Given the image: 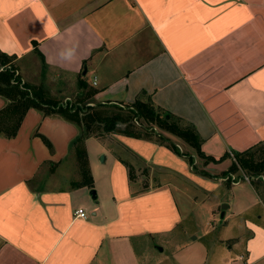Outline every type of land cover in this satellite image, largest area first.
Masks as SVG:
<instances>
[{"label":"crops","instance_id":"crops-1","mask_svg":"<svg viewBox=\"0 0 264 264\" xmlns=\"http://www.w3.org/2000/svg\"><path fill=\"white\" fill-rule=\"evenodd\" d=\"M0 50L29 60L16 72L47 97L57 86L76 105L90 89L85 106L151 101L192 124L214 159L264 142V0H0ZM7 103L0 95V110ZM79 132L37 108L13 137L0 131V264H170L159 243L188 257L175 264H264V201L249 177L223 175L231 158L208 162L205 175L164 144L90 136V187L79 185ZM119 149L144 164L149 186L132 190ZM185 180L198 207L215 192L211 213L227 207L218 223L176 237L191 211L177 199Z\"/></svg>","mask_w":264,"mask_h":264},{"label":"trees","instance_id":"trees-1","mask_svg":"<svg viewBox=\"0 0 264 264\" xmlns=\"http://www.w3.org/2000/svg\"><path fill=\"white\" fill-rule=\"evenodd\" d=\"M15 56L9 55L0 50V95L8 99L7 105L0 110V131H3L7 137H13L16 134L18 126L29 108H37L45 114L58 113L69 121L74 122L80 128L79 134L72 141V148L78 158L82 180L79 185H88L92 187L93 181L90 175L87 155L84 148V140L90 136H100L104 133H119L126 136L150 139L153 135L145 128H136L130 122L131 118L143 119L148 122H154L162 129L174 134L182 139L197 155L207 162H219L226 158L232 161L223 172V175L241 171L242 175L250 178L251 184L254 186L258 195L264 197V142H259L243 151H231V154L225 153L221 158L214 159L206 156L200 148V137L190 123H183L179 118L171 114H165L158 111L149 100L136 99L132 104H128L125 112L122 108L115 105L114 112L107 114L106 108L108 104L95 105H76L77 103H61L51 97H47L41 87H34L22 82L16 73ZM95 93L94 89L87 90V97ZM124 126H121V125ZM157 134V141L164 144L174 153L185 156L192 166L194 159L190 154L179 150L168 137ZM194 167V166H193ZM129 171V170H128ZM201 173L209 175L202 171ZM131 179V175H129ZM227 181L231 182L229 177Z\"/></svg>","mask_w":264,"mask_h":264},{"label":"rangeland","instance_id":"rangeland-1","mask_svg":"<svg viewBox=\"0 0 264 264\" xmlns=\"http://www.w3.org/2000/svg\"><path fill=\"white\" fill-rule=\"evenodd\" d=\"M25 62H29V60L23 59V60H21V63L18 60L17 61L15 60V61H13V65H15V67L17 69H19V70H21L24 66L30 70L31 67H29V64L28 65L25 64ZM17 74H19V73H17ZM41 80H42V78H40V81L38 82V84L42 82ZM21 81H22V79H21ZM26 83L28 85H31V83L29 81H27ZM32 86L37 87V85H32ZM72 86L71 87H70V85L66 86L68 88H67V90H65V95L68 94L69 91L74 88ZM56 88H57V86H56ZM56 88L53 87L52 90H50L51 91V95L54 94V95L51 96V98H53V99L55 98V100H59L62 103L65 102L66 100H64V98H62L61 96H58V94L56 93L57 92ZM84 92H86V91L84 90ZM69 95H70V100L75 102L76 96L74 95V93H69ZM79 101H81V103L83 105L85 100H83V101L79 100ZM113 105H115V104L108 105L109 107H107L106 111H105L107 114H110L111 112H114V110L116 108L115 107H110V106H113ZM115 106L122 108V110H123L122 112L126 113L125 109H124L126 107H122L120 105H115ZM130 122L136 128H140L141 126H143L142 128H145L148 132H152L153 135L150 136L149 141L161 144V143H159V141L156 140L157 139V134L156 133H158V134H161V135L165 136L166 138L168 137L169 139H171L172 142L174 144H176L177 148L179 150H181L182 152L187 153V154H192L194 152L193 153L194 154V156H193V159H194V165H193L194 166V170L199 172V171H204V169H206L205 165L208 162L206 163L202 157L198 156L196 151L193 150L188 144L186 145L185 142H183L181 144L180 142H181L182 139L176 138L177 136H175L174 134L168 132L165 129H162L160 126H158L154 122H148L146 120L136 119V118H131ZM121 126H124V125L122 124ZM111 133H113V132L104 133L103 137H109ZM114 134L119 135V133H114ZM175 138H176V140L180 139V142L178 141L179 143L178 142L176 143L174 141ZM142 139H144V138H142ZM146 140H148V139H146ZM91 148L93 149V147H91ZM117 152H118V155L122 154V157H124V160L130 164V165H128V169H129V173L131 175V179L130 180H131L132 190L134 192H138L141 189H144L147 186H149V184H148V178H149L148 176L149 175H148L147 168H144V164H139L138 162H134L133 163L134 166H133V164H132L133 157L128 156V154H126V152L123 151L122 149H119ZM101 155H103V154H100L98 156V160H100V161H101V159H100ZM230 161H232V159ZM226 162L221 164V165H226L227 164ZM76 165H77V168L80 167L79 161L76 162ZM106 166H107V164L106 165L103 164L101 167L102 168H106ZM219 170H220V167L219 168L217 167L216 172L219 173ZM239 172H241V171L235 172L233 174V176L237 175ZM140 174L143 176L142 178L140 177ZM181 184H182V187H184L185 189L189 190V193H184V194L177 193V199L179 201V206L182 209H184V207H185V208L189 209V211L191 209V211L188 212L189 214L187 213L184 216V218L182 217V223L171 234H173V236L175 235L176 237H180L182 235L181 231L186 229V228L190 229V230L205 229V227L209 226V225H205V223H208V224L212 223V222L214 224L218 223V221L220 220V216H219V214L217 212H215L214 214L211 213L209 203H212L218 197L219 192L206 193L205 194V198H204V204L202 206L198 207V203L202 202L201 194L200 195L197 194V198L194 201L193 196L196 193H195V191H193L191 189L190 184L186 180H185V182L181 181ZM262 200L264 201V197H262ZM222 204H225V202L222 203ZM232 232L236 233V229L233 230ZM193 235H194V232L192 233V236ZM191 237L189 239H191ZM154 242L157 243V242H159V240L157 241V239H155ZM159 244L162 247L164 246V250L162 252H159V254H160V256H162L166 260L167 263L175 264V262L173 261L174 259L179 261L180 259H185L186 258V260H188V257H185V256L180 257L181 253H179L175 257L176 254H173V251L171 250V248H169V246H165L163 243H159ZM180 248H182V247H180V245H179V247L177 248L178 251H179Z\"/></svg>","mask_w":264,"mask_h":264},{"label":"built area","instance_id":"built-area-1","mask_svg":"<svg viewBox=\"0 0 264 264\" xmlns=\"http://www.w3.org/2000/svg\"><path fill=\"white\" fill-rule=\"evenodd\" d=\"M74 213H75L74 215L75 217L85 218L87 216V213L82 208L76 209Z\"/></svg>","mask_w":264,"mask_h":264},{"label":"water","instance_id":"water-1","mask_svg":"<svg viewBox=\"0 0 264 264\" xmlns=\"http://www.w3.org/2000/svg\"><path fill=\"white\" fill-rule=\"evenodd\" d=\"M103 158H104V156L101 155V156H100V159L103 160ZM94 193H95L94 189H91L90 194H94ZM226 207H227L226 204H222V205H221V209H222L221 212H220V217H221V218L224 216V209H225Z\"/></svg>","mask_w":264,"mask_h":264}]
</instances>
